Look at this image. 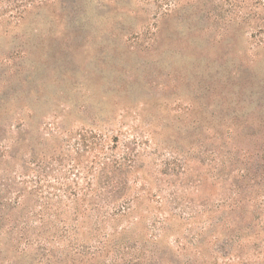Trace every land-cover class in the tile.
Here are the masks:
<instances>
[{"label":"rangeland","instance_id":"1","mask_svg":"<svg viewBox=\"0 0 264 264\" xmlns=\"http://www.w3.org/2000/svg\"><path fill=\"white\" fill-rule=\"evenodd\" d=\"M0 264H264V0H0Z\"/></svg>","mask_w":264,"mask_h":264}]
</instances>
